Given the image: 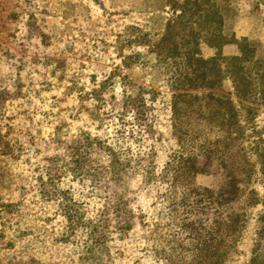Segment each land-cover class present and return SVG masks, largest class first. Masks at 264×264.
Here are the masks:
<instances>
[{
  "label": "rangeland",
  "instance_id": "obj_1",
  "mask_svg": "<svg viewBox=\"0 0 264 264\" xmlns=\"http://www.w3.org/2000/svg\"><path fill=\"white\" fill-rule=\"evenodd\" d=\"M173 1L183 0H0V264H198L206 249L182 248L187 183L215 188L222 177L175 169L193 143L224 136L243 164L229 210L244 221L220 264H264V97H244L225 77L213 90L234 106L224 128L208 112L225 103L170 86L172 67L150 49ZM232 1V41L200 35L198 52L240 56L249 40L262 60L245 63L257 83L264 0Z\"/></svg>",
  "mask_w": 264,
  "mask_h": 264
},
{
  "label": "trees",
  "instance_id": "obj_2",
  "mask_svg": "<svg viewBox=\"0 0 264 264\" xmlns=\"http://www.w3.org/2000/svg\"><path fill=\"white\" fill-rule=\"evenodd\" d=\"M216 0H183L182 2H171L172 18L166 23L165 31L157 38L150 51L155 55L159 63L170 64V86L178 90L188 88H205V95L223 104V108L208 112L209 118L216 120L220 126L227 128L233 118L234 106L229 97L223 95L215 96L213 90L220 87L221 81L228 77L237 89V82L242 84L244 97L248 95H259L264 97V67L263 71H256L257 76L251 79L246 62L252 65L261 63L260 57L255 59V46L244 39L240 43V56L212 57L205 59L199 55V37L216 45L232 41L233 23L231 19L236 16L232 0L224 1L219 7ZM174 28L180 31L174 32ZM202 30H204L202 32ZM202 32V33H201ZM143 42L145 34L141 35ZM132 40H129V43ZM139 44V43H138ZM247 51L251 54L247 55ZM230 61L232 64L229 65ZM234 61V62H233ZM237 62V65H235ZM197 64V65H196ZM235 65V66H233ZM236 69V71H235ZM236 74V75H235ZM238 76V79L237 77ZM203 92V91H202ZM182 93H178L180 95ZM198 97V95H195ZM195 97V98H197ZM211 99V100H212ZM200 117H206L202 103L199 104ZM206 106V104H203ZM218 126V125H217ZM230 131V130H228ZM198 139V138H197ZM235 139V138H234ZM210 141V140H208ZM229 137L216 139L211 142L193 143V148L182 152L177 161L175 169L176 176L187 179L197 174H218L222 179L215 188L191 186L187 183L186 205L191 216L181 218L180 227L185 231L188 242L182 244V248L188 252L202 250L207 251V258L197 259L198 264H220L225 250L222 248L225 239L231 231H235L244 221V214L240 211L229 210L233 201L240 198L238 192H243L236 185L237 173L243 164L237 163L234 158L233 147L235 146ZM199 147L202 152L200 157L195 156V149ZM7 144L0 134V156L7 153ZM184 193V192H183ZM251 202V200L249 201ZM200 210L202 216L197 217L196 212ZM213 222L217 225L214 228ZM223 225V226H221ZM190 248L189 249L187 248ZM190 262L193 263L196 253L192 255ZM254 259V258H252ZM255 261V259L253 260ZM252 261V262H253Z\"/></svg>",
  "mask_w": 264,
  "mask_h": 264
}]
</instances>
